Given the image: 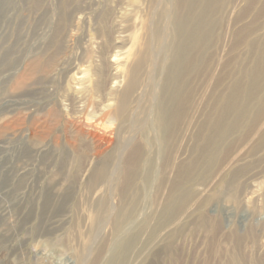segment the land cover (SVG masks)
<instances>
[{
  "label": "rangeland",
  "instance_id": "obj_1",
  "mask_svg": "<svg viewBox=\"0 0 264 264\" xmlns=\"http://www.w3.org/2000/svg\"><path fill=\"white\" fill-rule=\"evenodd\" d=\"M175 2L0 0V264H107L119 252L108 218L119 206L129 210L131 202L138 205L127 226L137 214L143 219L154 210L162 155L134 120L146 110L140 118L149 123L157 105L152 90L160 92V85L152 74L159 62L148 56L158 61L173 55L167 52L168 25L188 12L184 5L175 13ZM209 14L200 46L189 55L194 71L182 87L195 95L190 125L184 141L169 149L193 170L177 193L187 191L188 197L178 222L159 237L163 241L148 246L134 264H264V79L256 99L242 104L248 109L239 108L244 114L234 134L215 145L205 164L195 165L235 84L249 85L264 49V0H219ZM146 43L151 47L145 53ZM143 55L147 65L126 118L104 117ZM21 77L25 83L17 87ZM139 145L128 190L113 177L92 182L98 165L106 162L111 175L117 173Z\"/></svg>",
  "mask_w": 264,
  "mask_h": 264
},
{
  "label": "bare ground",
  "instance_id": "obj_2",
  "mask_svg": "<svg viewBox=\"0 0 264 264\" xmlns=\"http://www.w3.org/2000/svg\"><path fill=\"white\" fill-rule=\"evenodd\" d=\"M218 1L219 0H176L174 6V9L176 10L175 13H180L183 10L184 5H188V12L182 20L180 18H177L172 22L170 21L171 23L170 25H168L169 30L171 31L170 33L172 35V40L169 43L167 52L173 51V55L171 56V58H169V56H161L158 61H154L155 59L153 53L151 54V56H148V59H153V64L154 62H159V65L156 64L153 73L157 75L153 76L152 74V77H154L153 83L160 85V90H158L160 92H157L154 89L152 90L154 93V95H152L155 97L154 100L157 101V105L156 107L152 108L150 114L151 121L147 123L142 120L144 119L143 116L142 119L140 118L141 114L147 116L148 112L145 110L141 111L139 115L138 113L135 115L136 121L134 120V123L136 125L138 123L140 127L143 128L142 131L143 134L145 133L144 137L147 141V144H149L150 146H155L159 149L162 155L161 160H163L164 174L160 178L159 184L157 185L155 191V203L157 205L149 215H145L143 213L145 216L143 217V219H139V213L127 226L128 221L134 215V212L136 211V207L138 205V203L133 204L131 202L129 210L125 207L119 206V208H117V211L115 212V215L111 219L108 218L109 221H111V227L109 232L113 235V237H115L114 239L117 241L115 242V246L118 248L119 252H116L107 264H118L120 262V264H134L136 259L140 255H142L143 251L148 246H150L152 243H161V241L163 240H159V237L164 235L163 231L169 228L170 226L176 224L179 220L178 214L181 211L182 203L188 197V193L187 191H184L181 195L178 196L177 193L181 191L188 182H190L193 170L189 169V166H183L181 165L182 163L178 162V157H176V155H173L176 149H172L170 150V152L169 149L171 148L173 143H180L182 142V140L184 141V134L186 128L190 125L189 112L193 108V98L195 95L191 92L187 94L182 92L183 83L185 82L186 77L191 74V71H194V57L189 55L191 51H193V49L200 46H198L200 41V32L202 31L203 27L207 24L208 14ZM202 3H204L205 5V7L203 6L204 9L202 8L203 11L200 12L199 15H196L197 22L190 26L193 18L192 15L194 14L193 12L197 9L198 5ZM160 28L161 27H158L156 30V38L153 35L154 43L155 41L157 42V47L162 42V40H160ZM184 36H186L185 39H183ZM174 40L175 45L172 48L170 47V45L173 46L172 43ZM146 44L147 48L145 53L149 51L148 47H151L148 43ZM153 51L154 49H152V52ZM168 61H170V63H168ZM256 64V68H253L254 70L252 69L253 72L252 70H250L251 73L249 75L250 81L248 87L246 88L244 83L238 81L231 90V93L227 97L226 103L224 104V108L221 111L220 116L218 117V119L216 118V121L213 120L214 125L213 127H211V134L207 139L206 145L201 149L200 156L197 159L195 165H198L201 162L202 165L205 164L207 159L211 157L215 145H217L219 142L227 140L232 134H234L235 129L238 128L237 123L238 121H240L239 119L244 114L243 112L239 111V108L241 107L243 109V107H245V109L247 110L249 106L242 107V104L253 100V97L256 92L255 90L262 89H258V86L259 82L264 79V49L262 50L261 55L259 56V59ZM146 65L147 63L144 61V55L137 56L133 68L130 72V78L126 86L121 91L115 92L113 94L115 97V108H112L107 105L104 112V117H109L111 119H118L123 117L124 119L126 118L124 115L128 112L129 106L131 104V99L138 91L139 85L142 83V75L144 73L143 70ZM246 72L248 71H245V73ZM161 73L162 75L165 73V76H163V80H160L158 82L156 81V77ZM24 83V78L21 77L17 81L16 86L21 87L24 85ZM96 89L99 92L102 91L103 83L99 81L96 85ZM90 105L91 107L95 106V102L91 101ZM153 112H155V116H152ZM131 115L133 116L134 112H132ZM231 117L233 118L232 121L234 122L232 125L229 120V118ZM228 127H230L231 129L227 130ZM149 134L151 135L150 138H148ZM168 152L169 154H166ZM141 153L142 145L134 147L132 151L127 155V158L125 159L124 163L120 165V168L118 169L117 173H114L113 171L112 175L108 169L106 162L101 163L95 168L93 174L91 175L92 182H102L103 184V182H109L110 180H112L113 177V180H117L119 181L118 183L122 184L124 190H128V188L132 185L134 179L136 178V172L139 166L138 162L141 157ZM152 176V171H150L149 175L147 176V180L150 181ZM166 189L168 192L165 200L162 202L158 200V198L159 196H161L162 191ZM104 202H106L105 206H108L107 200ZM105 206L101 207V210L102 208H105ZM103 214L105 213L103 212L102 215ZM104 218L105 216L97 221L96 229L100 227L101 222L105 220ZM109 221L107 220L105 222L108 223Z\"/></svg>",
  "mask_w": 264,
  "mask_h": 264
}]
</instances>
